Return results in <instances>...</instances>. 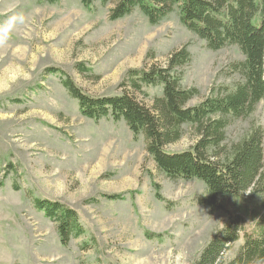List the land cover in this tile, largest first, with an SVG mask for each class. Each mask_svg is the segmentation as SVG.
I'll return each instance as SVG.
<instances>
[{"label":"rangeland","instance_id":"1","mask_svg":"<svg viewBox=\"0 0 264 264\" xmlns=\"http://www.w3.org/2000/svg\"><path fill=\"white\" fill-rule=\"evenodd\" d=\"M114 3L96 0L87 8L80 0H0V22L16 12L28 18L0 49V68L29 62L36 68L31 82L0 96V264H191L230 221L228 212L198 202L207 193L203 181L173 180L159 170L146 137H135L124 120L84 116L61 73L49 69L63 70L89 95L128 92L152 108L162 87L136 91L122 84L127 71L167 65L187 47L190 59L178 72L184 87L199 90L190 101L195 105L243 81L244 54L237 45L209 48L182 23L177 6L154 25L139 8L111 20ZM255 124L264 127V102L231 121L224 143ZM184 130L166 150L196 144V128ZM156 185L172 204L157 198ZM114 194L121 197H107ZM36 198L74 208L85 233L63 244L58 223L36 208ZM242 244V238L235 242L226 258Z\"/></svg>","mask_w":264,"mask_h":264},{"label":"trees","instance_id":"2","mask_svg":"<svg viewBox=\"0 0 264 264\" xmlns=\"http://www.w3.org/2000/svg\"><path fill=\"white\" fill-rule=\"evenodd\" d=\"M51 4L59 0H41ZM92 8L96 0H80ZM108 5L112 0H100ZM180 11L186 27L217 50L237 45L245 56L239 64L243 81L234 88L225 87L221 95L211 94L198 104L190 101L199 95L197 88L182 85L178 68L190 59L187 47L172 54L167 65L129 69L123 79L134 90L160 86L162 95L154 99L150 108L128 92L118 95L93 96L82 90L61 69L62 83L78 100L81 113L89 118L111 117L124 120L134 136L143 134L147 150L159 170L173 180L198 179L207 186V193L199 203L210 211L224 210L230 221L220 229L191 264H263L264 262V127L251 126L236 141L226 144L227 127L231 121L246 118L264 102V0H115L110 19L117 20L136 8L151 24L164 20L175 7ZM84 69V68H83ZM191 124L199 136L196 144L183 151L170 152L166 146L179 141L184 126ZM157 198L170 205L156 185ZM250 195L245 202L233 203ZM119 198L121 195H107ZM229 202V203H228ZM237 206L235 211L227 206ZM255 204V205H254ZM36 208L58 223L61 242L67 245L73 237L85 233L77 211L57 200L36 198ZM243 239L238 253L226 258L233 244Z\"/></svg>","mask_w":264,"mask_h":264},{"label":"clouds","instance_id":"3","mask_svg":"<svg viewBox=\"0 0 264 264\" xmlns=\"http://www.w3.org/2000/svg\"><path fill=\"white\" fill-rule=\"evenodd\" d=\"M28 22V18L22 12H16L3 22H0V49H6L12 40L13 33L18 26ZM35 66L29 62L24 64L9 63L0 68V96L11 93L21 84H27L34 78Z\"/></svg>","mask_w":264,"mask_h":264}]
</instances>
